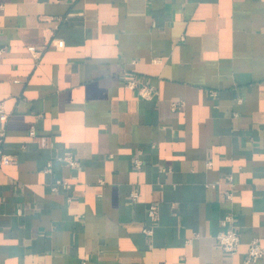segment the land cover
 Returning a JSON list of instances; mask_svg holds the SVG:
<instances>
[{"label": "crops", "instance_id": "obj_1", "mask_svg": "<svg viewBox=\"0 0 264 264\" xmlns=\"http://www.w3.org/2000/svg\"><path fill=\"white\" fill-rule=\"evenodd\" d=\"M0 29V264H264V0H0Z\"/></svg>", "mask_w": 264, "mask_h": 264}, {"label": "built area", "instance_id": "obj_2", "mask_svg": "<svg viewBox=\"0 0 264 264\" xmlns=\"http://www.w3.org/2000/svg\"><path fill=\"white\" fill-rule=\"evenodd\" d=\"M0 33H1V29H0ZM30 49L35 51L33 47H30ZM4 51H5V47L0 45V56L3 54ZM124 84L126 87L135 90L136 95L140 98L153 99L157 96V89L155 88V86L149 80L144 79L142 77H137L133 75L125 76ZM182 105H183V101H174L171 103V107L173 109H176L178 106H182ZM30 135L35 137V132L33 129L30 131ZM140 155H141V151L137 149L136 154L133 158V162H134V166L138 169L141 168V165L143 164V160L140 158ZM65 159L70 165L77 164L76 160H74L72 157H65ZM11 160L12 157L3 153L1 147V138H0V161L6 163ZM69 185L70 184L67 179L58 178L56 179L55 183L52 185L51 189L56 191L59 187L67 188L69 187ZM226 194L228 198H231L232 196L231 191L226 192ZM138 195H139L138 190L134 189L130 191L129 198L134 200L138 197ZM147 214L150 217V219L155 220L158 214V206L154 203L149 204L147 206ZM220 225H221V229L220 231H218L216 235L217 245L225 253L232 255L237 252L241 242L240 234L235 227L232 214L228 213L224 215L220 220ZM143 231L147 234H150L152 232V230L149 227L144 228ZM263 254H264L263 246L257 239H253L248 243L247 250L245 253V262L247 263L254 262L258 260L260 257H262Z\"/></svg>", "mask_w": 264, "mask_h": 264}]
</instances>
